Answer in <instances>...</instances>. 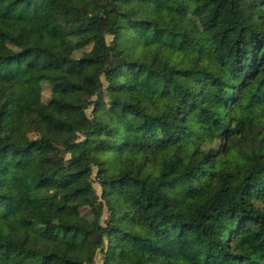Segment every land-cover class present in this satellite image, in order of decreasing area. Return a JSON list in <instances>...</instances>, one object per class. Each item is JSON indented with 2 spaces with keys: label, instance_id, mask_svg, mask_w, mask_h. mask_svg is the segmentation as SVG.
<instances>
[{
  "label": "trees",
  "instance_id": "trees-1",
  "mask_svg": "<svg viewBox=\"0 0 264 264\" xmlns=\"http://www.w3.org/2000/svg\"><path fill=\"white\" fill-rule=\"evenodd\" d=\"M262 7L190 0L208 61L174 0H0V264H264Z\"/></svg>",
  "mask_w": 264,
  "mask_h": 264
},
{
  "label": "rangeland",
  "instance_id": "rangeland-1",
  "mask_svg": "<svg viewBox=\"0 0 264 264\" xmlns=\"http://www.w3.org/2000/svg\"><path fill=\"white\" fill-rule=\"evenodd\" d=\"M190 0H174V7L177 9L179 14L181 15L182 24L195 36L198 37V50L200 52V56L204 60L213 61L212 57V47L214 44L213 39V28L206 29L200 25L198 20L189 13L188 4ZM261 12L264 14V7L261 8ZM78 30H85L88 26V20L86 18H82L81 20H77L75 23ZM118 26H123L122 19L117 18L114 20L113 27L116 28ZM111 36L107 35V39ZM50 93V87L47 84H43L42 87V97L45 99L48 97ZM23 108L24 101L19 100L14 102L11 109L2 115H0V127L7 128L14 125L19 124L23 118ZM91 107H88V112H90ZM32 128L29 130V135L33 137L36 134V126L38 123V117L35 114L28 115ZM207 116L202 113L192 112L188 116V122L190 124H206ZM33 154L28 153L24 155H15L12 156L13 162H19L21 164L27 163L32 159ZM94 176V173H93ZM95 213L99 215L100 222L102 224L108 219V210L107 206L101 197V189L98 183L92 178L91 188L87 189L80 201V205L78 207V219L82 222H91L95 216ZM41 222H46L49 219V212L45 211L40 214ZM101 263V253L97 252L92 264H100Z\"/></svg>",
  "mask_w": 264,
  "mask_h": 264
}]
</instances>
